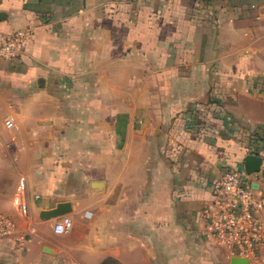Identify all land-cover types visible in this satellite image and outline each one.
I'll return each instance as SVG.
<instances>
[{
  "label": "crops",
  "instance_id": "obj_1",
  "mask_svg": "<svg viewBox=\"0 0 264 264\" xmlns=\"http://www.w3.org/2000/svg\"><path fill=\"white\" fill-rule=\"evenodd\" d=\"M0 13L1 32L31 28L0 61V212L15 224L0 264H231L201 210L224 167L252 153L264 168V0H0ZM201 106L219 123L200 126ZM253 183L264 190L260 172ZM63 201L73 225L58 233L40 212Z\"/></svg>",
  "mask_w": 264,
  "mask_h": 264
},
{
  "label": "built area",
  "instance_id": "obj_2",
  "mask_svg": "<svg viewBox=\"0 0 264 264\" xmlns=\"http://www.w3.org/2000/svg\"><path fill=\"white\" fill-rule=\"evenodd\" d=\"M30 33V27L0 31V61L17 57L28 44ZM5 124L14 127L10 118ZM211 188L212 203L201 210L207 223V237L232 256L259 264L260 250L264 247V190L254 189L251 174L234 167H224ZM14 227L13 220L0 212V240L12 234ZM71 227L72 219L67 214L54 219L55 232L63 233Z\"/></svg>",
  "mask_w": 264,
  "mask_h": 264
},
{
  "label": "water",
  "instance_id": "obj_3",
  "mask_svg": "<svg viewBox=\"0 0 264 264\" xmlns=\"http://www.w3.org/2000/svg\"><path fill=\"white\" fill-rule=\"evenodd\" d=\"M5 15L0 13V19H4ZM262 160L256 154L249 153L245 155L243 161V170L248 174H256L257 172L261 173V176L264 177V168L261 166ZM252 187L257 189L256 183H253ZM71 211V204L68 201L58 202L55 207L50 209H44L40 212V217L49 220L55 219L59 216L67 214ZM231 264H250L248 259L241 256H232L230 258Z\"/></svg>",
  "mask_w": 264,
  "mask_h": 264
},
{
  "label": "rangeland",
  "instance_id": "obj_4",
  "mask_svg": "<svg viewBox=\"0 0 264 264\" xmlns=\"http://www.w3.org/2000/svg\"><path fill=\"white\" fill-rule=\"evenodd\" d=\"M216 107V106H215ZM218 108V107H216ZM197 115V119L200 120V126H202L203 128H207L208 126H211V124L214 123H219V117H220V110L218 109H205L203 106H201V109L196 111ZM216 119V120H215ZM203 124V125H202ZM73 225V222H72Z\"/></svg>",
  "mask_w": 264,
  "mask_h": 264
}]
</instances>
